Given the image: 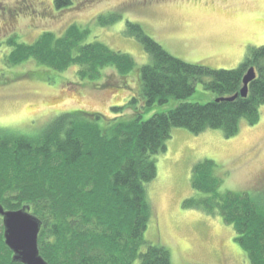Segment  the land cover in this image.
<instances>
[{
	"label": "trees",
	"instance_id": "16d2710c",
	"mask_svg": "<svg viewBox=\"0 0 264 264\" xmlns=\"http://www.w3.org/2000/svg\"><path fill=\"white\" fill-rule=\"evenodd\" d=\"M70 4L71 0H54L58 8ZM120 16L104 13L96 24L108 26ZM127 23L126 33L151 56L141 67L130 54L116 52L103 41L87 42L90 27L76 24L61 35L44 31L32 43L11 36L0 44L11 49L5 56L10 66L31 58L54 70L78 64L81 78L89 79L100 78L107 66L122 75L139 71L138 94L126 105L111 107L115 118L62 113L35 135L0 127V205L6 210L29 206L42 220L38 243L49 264H171L169 248L145 236L153 214L147 184L158 174L155 156L167 150L175 127L194 134L222 129L232 137L243 118L250 125L261 118L264 45L251 47L237 68L212 69L180 59L142 24ZM251 67L257 76L249 83L248 96L216 100L239 93ZM199 81L215 98L204 104L184 101ZM172 98L180 100L175 107L143 119L154 105ZM127 107L133 110L130 114ZM223 181L214 160L198 162L192 172L197 193L183 205L221 215L235 230L248 260L264 264V199L250 192L222 191ZM3 229L0 222V264H23L13 261Z\"/></svg>",
	"mask_w": 264,
	"mask_h": 264
},
{
	"label": "rangeland",
	"instance_id": "374dc122",
	"mask_svg": "<svg viewBox=\"0 0 264 264\" xmlns=\"http://www.w3.org/2000/svg\"><path fill=\"white\" fill-rule=\"evenodd\" d=\"M104 13L121 16L108 26L96 24ZM127 22L142 24L180 59L212 69L237 68L251 47L264 45V0H71L62 8L54 0H0V44L11 36L32 43L44 31L61 35L76 24L90 27L87 42L103 41L116 52L130 54L141 67L151 56L138 39L126 33ZM10 50L5 45L0 48L2 128L35 135L62 113L115 118L111 107L126 105L140 89L138 70L122 75L107 66L100 78H81L78 64L54 70L31 58L6 65ZM40 74L49 77L43 79ZM196 83V91L184 101L204 104L215 98L202 81ZM179 102L172 98L162 106L156 104L142 117L168 111ZM132 111L125 108L128 114ZM260 111L258 123L250 125L243 118L232 137L222 129L194 134L175 127L167 150L155 156L158 174L147 184L153 214L145 236L169 248L171 264H252L235 240V230L221 215L187 209L183 203L197 193L192 172L204 159L218 164L224 179L222 191L250 192L264 199V105Z\"/></svg>",
	"mask_w": 264,
	"mask_h": 264
},
{
	"label": "water",
	"instance_id": "95a60500",
	"mask_svg": "<svg viewBox=\"0 0 264 264\" xmlns=\"http://www.w3.org/2000/svg\"><path fill=\"white\" fill-rule=\"evenodd\" d=\"M256 76L255 68L251 67L244 76V86L239 93L230 97H218L216 100H234L239 94L248 96L249 83ZM0 217L3 220L5 242L14 252L13 261L23 264H49L41 255L38 243L42 220L30 212L29 206L6 210L0 205Z\"/></svg>",
	"mask_w": 264,
	"mask_h": 264
}]
</instances>
